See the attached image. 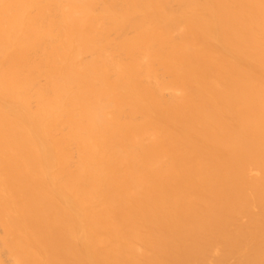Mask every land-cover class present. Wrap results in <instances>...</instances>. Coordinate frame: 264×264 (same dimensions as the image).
<instances>
[{"label":"bare ground","instance_id":"obj_1","mask_svg":"<svg viewBox=\"0 0 264 264\" xmlns=\"http://www.w3.org/2000/svg\"><path fill=\"white\" fill-rule=\"evenodd\" d=\"M0 264H264V0H0Z\"/></svg>","mask_w":264,"mask_h":264}]
</instances>
